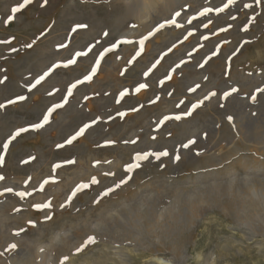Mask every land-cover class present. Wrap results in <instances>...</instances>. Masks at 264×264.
<instances>
[{"label":"rangeland","instance_id":"rangeland-1","mask_svg":"<svg viewBox=\"0 0 264 264\" xmlns=\"http://www.w3.org/2000/svg\"><path fill=\"white\" fill-rule=\"evenodd\" d=\"M200 1L192 8L184 6L181 15L175 17L180 27L166 26L146 41L143 52L136 56L142 24L133 17L122 18L124 0H49L44 7H40L43 0H33L26 9L15 14L11 10L22 0H0V40L12 41L11 44H0V78L5 75L8 78L4 85H0V103L18 94L28 97L26 101L0 109V144L17 128L37 122L48 106L59 102L69 82L90 70L99 51L108 47L113 38H127L134 42L122 44L108 53L93 81L78 86L69 103L53 114L49 125L36 132L21 134L6 153L0 151L5 155L0 174L6 177L0 182V191L4 187L33 191V195L25 199L8 193L0 196V252L4 253L0 256V263L13 264L15 258L42 252L43 255L39 256H47L51 264H60L64 256H69L67 264H160L154 259L159 256L170 259L173 264H264V211L260 215L262 224L252 233L239 223L252 211L247 207L239 213L242 219L237 220L234 203L226 194L221 198L217 196L215 204H203L202 209L198 207L200 217L194 219L191 226L174 223L178 226L176 233L163 235L161 242L157 237H152V241L142 237L146 236L142 226L149 224L148 228H151L153 220L150 218L157 217L171 206L177 191L186 193L202 182L225 184L227 173L233 170L238 172L235 178H245L249 171L245 165H249L250 176L258 175V180L264 183V93L256 92L257 88H264V6H257L255 0H236L222 13L212 11L200 16L203 8L223 7L227 0ZM245 3H251L253 7L244 8ZM10 15L15 18L5 24ZM77 22L87 23L89 28L69 37L71 26ZM133 24L137 25L135 29L131 27ZM205 24H208L207 28ZM49 25L52 27L47 35L37 39ZM245 27L248 31H244ZM221 28L227 30L220 31ZM131 29L133 33L127 36L125 33ZM104 31L110 36L104 37ZM34 40L36 43L31 49L23 47ZM97 40L100 44L87 57L79 58L77 65L59 69L31 93L27 91L29 80L42 74L52 63L70 58L74 50H83ZM245 41L251 43L245 44ZM60 42L69 43V47L58 50L56 46ZM12 47L18 51L12 52ZM234 51L236 55H233ZM213 52L216 55H212ZM133 56L136 59L129 65ZM209 56L211 59L201 68L199 65ZM157 60L160 63L148 77H144L143 73ZM181 60L185 63L172 72ZM122 71L124 75L120 74ZM169 73L172 79L161 85L159 81ZM205 76L208 80H204ZM138 83H148L149 87L137 94L135 87ZM197 83L201 87L196 92H189L188 89ZM53 87L61 91L50 97L47 93ZM232 87L239 91L227 100L220 99L223 92ZM125 88L129 94L117 104L119 93ZM211 90L218 93L217 97L205 101L191 117L169 120L156 128L157 121L164 115L182 114ZM253 94L257 97L255 102L251 100ZM85 95L90 97L89 100H84ZM156 96L160 99L151 103ZM181 100L183 104H180ZM221 104L224 107H220ZM140 105L143 107L136 113L129 112L124 118L116 116L118 111H128ZM109 115L115 119L109 121ZM229 115L233 117L232 123L227 120ZM96 116H101V121L84 137L73 145L56 148L57 143H62L82 123L90 122ZM152 136L157 139L152 140ZM137 137L136 145L120 142L115 147L97 146L103 145L105 139L122 141ZM192 138L196 139V144L189 149L179 147ZM134 149H167L170 156L161 158V161L153 158L151 162H144L143 168L134 173V179L128 185L104 198L100 204H93L99 192L112 186L113 180L123 174V165ZM177 150L181 161L173 163L171 157ZM30 156L36 159L28 164L22 163ZM68 159L77 162L63 165L53 173V164H63ZM96 160L101 163L94 167ZM161 164L165 166L160 167ZM106 171H113L117 176L105 177L102 173ZM52 176L56 177L55 182L50 179L45 185L46 191L40 192L41 182ZM92 176L101 183L78 194L70 207L61 210L59 205L64 203L71 190L80 182H89ZM28 177L32 179L25 186ZM48 199L54 205V219L40 223L37 229L28 228L26 220L42 221L44 215L31 205ZM141 201L149 205L141 206L144 218L140 219L142 226L136 225L142 231L138 235L134 232L135 227L128 230L118 225L116 214L129 215L134 210L128 205L134 202L139 205ZM179 202L180 214L176 211L178 215L174 213V218H189L186 217L189 216L187 208L184 209L187 202L183 199ZM17 208L19 212L15 211ZM97 222L103 224L102 228H98ZM159 224H153L151 229ZM20 226L28 231L15 236L13 233ZM126 231L132 237L131 233H136L141 242L136 243V238L132 239ZM86 235H95L98 243L80 254H73ZM113 241L120 243L118 247H114ZM10 243H16L17 249L6 251ZM115 249L122 254L124 261L113 255ZM181 249L184 251L182 260L178 257ZM38 261L31 260V264H41Z\"/></svg>","mask_w":264,"mask_h":264},{"label":"snow or ice","instance_id":"snow-or-ice-1","mask_svg":"<svg viewBox=\"0 0 264 264\" xmlns=\"http://www.w3.org/2000/svg\"><path fill=\"white\" fill-rule=\"evenodd\" d=\"M33 3V0H22V2L18 3L17 6L12 8V13H19L22 10L26 9L29 5ZM49 3V0H43V3L40 5V7H44ZM236 3V0H227V3L223 4V7H216L215 9L212 7H205L203 8L202 11L199 12L200 16H206V14L211 13L212 11H216L217 13H222L227 9L230 5H233ZM255 4L257 6H264V0H255ZM244 8H252L253 5L251 3H245L243 5ZM181 13L179 11H176L174 13V16L172 18L165 19L162 22H158L150 31L147 32V34H142L139 41H138V50L136 52V56H139L143 50H144V45L145 42L148 41L150 38L154 37L158 32H160L162 29H164L166 26H172L175 25L177 27H180L181 25L177 24V20L175 17H179ZM15 18V15H10L8 16V19L4 21L5 24L10 23L13 19ZM196 17L194 16L193 19ZM232 19H235V17H232ZM255 19V17H253ZM211 21H209L210 23ZM191 23V21H189ZM51 25H49V28L43 32L40 33V36L37 37V39H40L41 37H44L47 35V32L51 29ZM133 29L137 27V25L133 24L131 25ZM204 27H208V24H205ZM231 27V25H229ZM89 25L87 23L83 22H77L70 28V33L69 37H71V34H79L80 30H85L88 29ZM227 29L221 28L220 31H226ZM244 31H248V28L245 27ZM104 37H109L110 33L108 31H104L102 33ZM191 35V33H189ZM12 39H15L14 37ZM187 39V37H185ZM207 39V37H205ZM11 40H0V44H11ZM36 43L34 40L32 43H27L24 44L23 47L27 49H31L33 45ZM134 42L132 40H129L127 38H120V39H115L113 38L112 41H110V44L108 47L103 48L102 51H99L98 56H96L94 63L91 65L90 70H88L85 74H82L81 77L76 78L74 81L69 82V84L66 86L65 92L62 94L61 100L59 102L52 103L50 106L46 108L45 111L41 113V117L38 119L37 122H31L28 124L26 127H19L17 128L14 132H12L7 140L0 144V151L6 153L9 150L10 145L14 141L17 140L18 137L21 136L23 133H28L29 131H39L43 129L46 125H49L51 122V119L53 117V114L57 112L59 109H63L68 103L69 99L73 96L74 91L78 88V86L83 85L85 83H91L94 79V77L97 76L98 71L101 68V62L104 60L105 56L110 53L114 52L120 45L122 44H133ZM251 43V41H245V44ZM100 44V41L97 40L95 44H88L85 46L83 50L79 51H73V53H70V58L62 61H57L52 63L45 71L42 72V74L37 75L34 77L32 80H29V82L26 84L27 91L31 93L34 89H36L39 85L42 84V82L46 81L51 75H53L56 71L59 69H68L71 66L77 65L78 59L82 57H87L90 53L93 52V50L96 48L97 45ZM57 49H67L69 47V43L67 42H60L57 44ZM12 52L18 51L17 48L12 47L11 48ZM171 51V49H169ZM212 55H216V52H213ZM233 55H236V51L233 52ZM136 56H133L131 60L128 61V64L131 65L133 61L136 59ZM211 59V56H209L204 63L200 64L199 66L203 68L205 64L208 63V60ZM160 63V60H157L155 63L151 65L143 73L144 77H148L150 73L153 71L154 68ZM185 61L181 60L179 64H176L175 68H173L171 71L175 72L176 69L181 67V64H184ZM121 75H124L125 73L122 71L120 73ZM7 76L5 75L3 78H0V85H4ZM172 75L171 73L166 74L163 80H160L159 83L161 85L164 84L165 80H171ZM204 80H208V77L205 76ZM149 87L148 83H138L135 87V93H140L142 90H145ZM201 85L197 83L194 87H190L188 89L189 92H196L197 89H199ZM61 91L59 88L53 87L51 91L47 93L48 96H54L57 92ZM239 89L237 87H232L229 91H224L220 99L222 100H227L230 96H232L233 93H237ZM257 93H264V88H257L256 89ZM129 94V90L125 88L123 91L119 93V99L116 100V103L119 104L122 99H124L127 95ZM169 96L172 95L171 92L168 93ZM218 93L215 90L209 91L206 95L203 96L202 99H198L195 103L191 104V107L188 108L187 110L183 111L182 114L180 115H164L162 119H159L156 123V128L159 129L161 126L165 124V122L169 120H176L179 121L184 117H191L193 113L199 109L202 105H204L205 101L211 100L213 97H217ZM89 96L85 95L84 100L87 101L89 100ZM256 95L253 94L251 96V100L255 102L256 100ZM28 99L27 96L18 94L15 96V98H8L6 102L0 103V109H5L7 106L10 105H16L18 102H23ZM160 99L159 96L155 97V100L151 101V103H155ZM184 101L181 100L180 104H183ZM180 104L177 105V107L180 106ZM143 105H140V107H132L128 111H118L116 113V116L120 118L126 117L129 112L131 113H136L142 108ZM220 107H224L223 104L220 105ZM102 117L101 116H96L94 119H92L90 122H85L82 123L81 126L78 127L77 130L74 131L73 134H70L68 137L64 139L62 143H57L56 148L62 149L66 145H73L74 142H77L79 138H82L85 136V134L88 132L89 129H91L93 126L97 125L101 121ZM109 121L114 120L115 117L112 115H109L107 117ZM227 120L229 123H232L233 117L229 115L227 117ZM169 136H171V133H168ZM152 140H156V136L151 137ZM139 137L135 139H124L122 141H119L118 139H105L103 142V145H97L98 147L101 146H106V147H115L117 146L118 143L122 142L124 145H136L138 143ZM196 144V139H188L186 143H181L180 148L181 149H189L190 146ZM199 155V153H197ZM170 153L167 149L164 150H159V151H151V150H137L134 149L133 152L130 154L129 160L123 165V174L119 176L118 179L113 180L112 186H106L101 192H99L98 196L93 199L92 203L93 204H100L101 201L109 197L110 195L114 194L117 192V190H120L122 187L126 186L129 184L130 181L134 179V173L137 172V170H140L144 166V162H151V160L154 158L156 161H161V158L163 157H169ZM36 158L34 156H30L28 159L23 160L22 163L28 164L32 160H35ZM171 160L173 163L181 161V154L179 153V150H177L176 154L171 157ZM75 159H68L61 163H56L53 164L52 166V171L53 173L56 172L57 169L61 168L63 165H75L76 164ZM101 162L99 160L94 161L93 166L95 167L96 165H99ZM105 163H111L110 161H105ZM5 165V155L0 154V167H3ZM165 165L161 164L160 167H164ZM103 176L105 177H116L117 174L113 171H106L102 173ZM6 177L2 174H0V182L5 181ZM31 177H28L25 181L24 184L27 186L30 181ZM50 179L55 182L56 177L52 176L50 178L44 179L40 186H39V191L44 192L46 191L45 185H47L50 181ZM101 181L96 177L92 176L89 182H80L78 183L72 190L71 192L67 195L66 200L64 203H61L59 205V208L61 210L68 208L71 206L72 202L74 199L78 197V194L83 193L85 190L91 188L94 185L100 184ZM6 193L8 194H13L14 196L20 198V199H25L28 197H31L33 195V191H28L27 188L23 191H16L13 187H4L2 191H0V196H4ZM33 209H35L38 212L44 213L43 215V220L38 221L35 219H28L25 221L26 225L28 228L31 229H37L40 225V223H48L54 219V213L52 212V209L54 207L53 202L51 199H48L42 203H34L31 205ZM15 211L19 212L20 209L17 208ZM76 211H79V209H76ZM28 228L24 226H20L13 234L15 236H21V234H26L28 231ZM98 243L97 238L95 235H86L84 238H82V242L75 247L73 254H80L84 252L89 246H94ZM18 245L16 243H10L6 249V251H14L16 250ZM43 251V249H41ZM4 253L0 252V256H2ZM69 260V256H64L60 262V264H67Z\"/></svg>","mask_w":264,"mask_h":264},{"label":"bare ground","instance_id":"bare-ground-1","mask_svg":"<svg viewBox=\"0 0 264 264\" xmlns=\"http://www.w3.org/2000/svg\"><path fill=\"white\" fill-rule=\"evenodd\" d=\"M198 1L200 0H124L125 13L123 14L122 18L125 19L129 17H133L138 22H141L142 24L141 35H142V34H145L146 31L153 28L155 23L161 20L164 21L167 17L173 16L176 11H179V12L181 10L183 11L182 8L184 6L185 8L195 7L194 4H196ZM132 33H133V30L131 29V31H127L125 34L127 36H131ZM193 96H196V95H193ZM244 167L247 168V170H249L248 172H246L248 176L245 178L243 177L235 178V176H238V172L233 170L227 173L228 179L226 178L227 181L225 184H221V183L212 184L211 183V185L209 184L207 185V183L202 182V185L196 186L195 188L190 189L191 190V191L189 190L190 192L188 191L186 193L185 192L183 193L181 191H177L176 195L174 194L175 197L173 201L170 202V204L172 203L171 206L169 205L168 208H165L163 212H160L157 215V217L150 218L151 220H153L154 225L160 222V224L156 226L154 229H151L153 224L151 225V228L150 227L148 228L149 224H147L146 226H142V223H140V219L143 217L142 212H144L143 210H141V206L143 208V206L149 205L148 203H144V201H141V204L139 205L136 202H134L132 205L130 204L131 206L128 205V207L134 210V211H130L129 215L128 213L121 214V213L116 212L117 213L116 216L118 217L117 223L121 227H125L124 229H128V228L133 229L135 227L136 229L134 232L138 233V235L139 234L141 235L142 231H141V228H137L138 226L136 227V225H141L142 228L144 227L143 230L146 235V236H142L143 238H145L146 240L150 239V241H152V237H155V238L157 237L159 242H161L163 235L168 234L169 232L176 233L175 231L178 230V226H175L174 223L178 225L177 222H182L183 224L182 223L181 224L183 226H187V227L191 226L194 222V219L200 217V211L198 207L202 209L203 204L205 205L215 204L217 202L218 197L220 198L224 197L222 195L226 194L227 196L231 197L234 203L233 206H235L236 211L235 212L233 211V212L237 220L241 218V214L239 213L242 212L244 209H247V207H249L248 209L252 211V214L248 215V217L247 216L244 217L245 219H243V221L239 223L249 228V230H251L252 233L256 232L259 226L262 224V222L260 221V215L262 214L261 211L262 210L264 211V183L258 180L259 178L258 175L250 176L252 172H250L251 170L249 169V165H245ZM258 168L261 169V167H258ZM214 197L215 199H213ZM182 199L184 200V202L185 201L187 202V206H185L184 209L187 208L186 210L188 211L189 216H186V217H189V218L181 219L180 217L181 220H176L179 218L175 217L176 218L175 219L174 213H176V211L179 212V207L177 203H180L179 201ZM146 211L150 212L151 210H146ZM178 214H180V212ZM178 214L176 213L175 215L177 216ZM146 219L147 217L145 218V221ZM101 222H97L98 228H102L103 224ZM156 228L158 230H155ZM127 233L129 232L126 231V234ZM136 233H131V234H133L134 235L133 237L136 238V241H137L136 243L141 242V238L138 239L137 238L138 235H136ZM128 236H130L133 239L131 235H128ZM112 244L114 245V247H118L120 243L117 244V241H113ZM179 251H180V255H178V257H180L182 260L184 258V251L183 249ZM39 255H43V253L38 252L35 254H26L22 256L21 258H15L14 260H12V263L13 264H31V260L33 262H36L38 261V258H41L39 259L41 261V264H51V261L47 256H39ZM113 255H117L120 261H124L122 259L123 258L122 254L119 251H117V249L114 250ZM175 257L176 256H174V258ZM174 258L172 259V261L175 260ZM154 259L157 260L158 263L160 264H173L170 259L165 260L163 257H160V256L155 257ZM180 263L181 262H179V264Z\"/></svg>","mask_w":264,"mask_h":264}]
</instances>
